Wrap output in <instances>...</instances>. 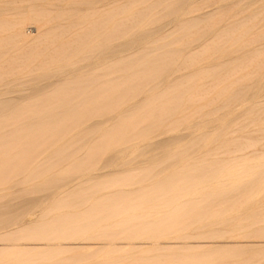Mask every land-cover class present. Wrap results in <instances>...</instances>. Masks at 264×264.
Wrapping results in <instances>:
<instances>
[{"label": "rangeland", "instance_id": "obj_1", "mask_svg": "<svg viewBox=\"0 0 264 264\" xmlns=\"http://www.w3.org/2000/svg\"><path fill=\"white\" fill-rule=\"evenodd\" d=\"M3 1H0V81H13L14 89L7 92L0 87V102H4L0 106V131L11 134L0 137V264H264V0H180L181 3L177 0L179 5L170 3L173 0ZM160 4L164 5L161 7ZM30 6L35 8L31 13L29 9L33 8ZM166 7H169V12L165 11ZM105 10H110L112 16L108 39L96 24L95 16V13L102 14ZM150 14H154L156 19L144 25V36L141 35L144 38L137 37L138 34L132 36L131 32L121 38V33L116 32L117 28L145 19ZM17 15L24 18L20 20L28 36L24 39V44L27 43L21 48L16 40L9 38L11 25L5 22ZM188 21L191 24H185ZM80 27L91 29L85 37L93 41L92 45L95 43V54H101L97 60L93 57L97 62L89 68L88 64L77 62L79 73L74 70L73 74L60 67L56 71L46 70L54 77L36 69L38 59H34V52L45 34L52 49L58 50L63 47V42L57 40L59 32ZM74 32L75 36L84 37V34ZM224 33H227L226 37ZM102 45L104 51H100ZM164 54L169 58L165 59ZM193 57L196 68L204 75L206 73V79H195L192 85L191 82L186 83V79L195 73L186 72V68ZM170 59L169 63L167 60ZM72 61L69 62L70 68L75 65ZM105 68L110 71L109 106L82 108L80 105L72 108L62 101L55 102L75 90L68 88L76 85L75 80L97 78ZM14 72L11 76L10 73ZM40 74L43 77L39 78ZM66 75L71 79L65 78ZM211 77H216L218 86ZM169 83L171 86L179 85L178 101L175 99L176 103H173L176 110L173 109L167 117L162 111L152 115L144 110L143 105L144 108H153L155 103V110L165 104L160 102L168 97L165 93L171 87ZM225 88H229L228 91ZM98 94L92 89L87 99H97ZM228 95L230 97L226 98ZM140 107L142 110H138ZM128 119L136 120L141 134L139 138H108L117 122ZM47 128L51 134L48 133L46 141L38 134ZM246 132L252 133H249L252 138ZM21 133L22 138H17ZM71 137L74 138L71 140ZM227 137L231 140H224ZM254 137L258 139L253 140ZM248 140L254 144L242 149ZM221 141L227 142L225 146ZM9 143L18 146L33 143L36 147L24 153L9 152L5 147ZM42 145L47 146L42 148ZM220 148L226 149L225 153ZM219 158L228 159V164ZM221 164L227 169H222ZM232 172L233 178L222 182L223 177ZM200 175L204 178L200 177L199 184L190 182ZM187 181L192 189L194 187L191 193H184L182 186ZM227 182L231 185L224 189L222 185ZM165 183H169L170 189ZM227 187L234 192H227ZM235 191L240 192L237 194ZM207 192L210 193L209 199H217L213 198L214 206L212 199L206 197ZM161 205L165 210L157 211ZM97 206L102 208L96 209ZM172 207L178 208L177 212L173 211L175 215ZM110 215L115 217L111 219ZM172 216H177V225L167 222H172ZM101 220L110 227L106 228ZM150 223H161L162 229L160 226L154 228ZM179 223L183 225L180 227ZM107 229L111 230L108 232Z\"/></svg>", "mask_w": 264, "mask_h": 264}, {"label": "bare ground", "instance_id": "obj_2", "mask_svg": "<svg viewBox=\"0 0 264 264\" xmlns=\"http://www.w3.org/2000/svg\"><path fill=\"white\" fill-rule=\"evenodd\" d=\"M0 1H2V0H0ZM96 1V0H95ZM99 1V0H98ZM102 1V0H101ZM100 1V2H101ZM131 1V0H130ZM152 1V0H151ZM150 1V2H151ZM171 1V0H170ZM178 1H180V0H178ZM5 2H8V1H3V3H5ZM37 2V1H36ZM77 2H79V1H77ZM87 2V1H86ZM103 2H106V0H104ZM140 2V1H139ZM157 2V1H156ZM167 2V1H166ZM176 2H177V0H176ZM174 3V0L172 1V2H170V3H173V4H176V5H179L180 3H181V1H180V3L178 4V2L177 3ZM11 3V2H10ZM28 3H29V1H28ZM42 3V2H41ZM44 4H45V2H43ZM69 3V2H68ZM72 3V2H71ZM87 3H89V2H87ZM92 3H95V2H92ZM152 3V2H151ZM153 3H155V2H153ZM162 3V2H161ZM169 3V4H170ZM79 4V3H78ZM77 4V5H78ZM80 4H81V2H80ZM82 4H84L85 6H86V4L84 3V2H82ZM91 4V3H90ZM90 4H88L89 6H90ZM105 4V3H104ZM140 4V3H139ZM146 4H147V1H146ZM149 4V3H148ZM24 5V4H23ZM32 5H35V4H32ZM66 5V4H65ZM73 5V4H72ZM92 5V4H91ZM102 5V4H101ZM127 5V4H126ZM143 5H145V4H143ZM153 5V4H152ZM164 4H160V6L162 7ZM166 5V4H165ZM36 6V5H35ZM68 6V5H67ZM70 6V5H69ZM105 6H106V4H105ZM108 6V5H107ZM147 6H149V5H147ZM171 5H169V7H170ZM173 6V5H172ZM175 6V5H174ZM173 6V7H174ZM181 6H182V4H181ZM181 6H178V7H181ZM1 7V6H0ZM31 8H33L32 6H30ZM46 7V6H45ZM48 7V6H47ZM70 7H72V6H70ZM74 7V6H73ZM76 7H79V6H76ZM81 7V9H82V7H84L83 5H81L80 6ZM95 7V6H94ZM99 7V6H98ZM126 7V6H125ZM139 7V6H138ZM145 7H146V5H145ZM144 7V8H145ZM160 7V8H161ZM169 7H166V9H165V11H168V8ZM177 7V6H176ZM13 8H15V7H13ZM17 8V7H16ZM26 8V7H25ZM25 8H23V10L25 9ZM35 8H37V6L35 7ZM35 8H33V9H29V10H31V11H29L28 9V11H29V13H31L32 11H34L35 10ZM40 8V7H39ZM42 8V7H41ZM50 8H51V6H50ZM53 8V7H52ZM51 8V9H52ZM92 8V7H91ZM114 8V7H113ZM151 8H153V7H151ZM6 9V8H5ZM18 9H19V7H18ZM55 9V8H54ZM62 9H64V8H62ZM61 9V10H62ZM71 9V8H70ZM74 9V8H73ZM77 9V8H76ZM149 9V8H148ZM164 8H162V10H163ZM179 9V8H178ZM189 9V8H188ZM9 10V9H8ZM16 10V9H15ZM67 10V9H66ZM83 10V9H82ZM169 10H171V9H169ZM172 10L174 11V9L172 8ZM7 11V10H6ZM19 10H17V12H18ZM24 11H26V10H24ZM131 11V10H130ZM129 11V12H130ZM154 11V10H153ZM157 11V13H158V10H156ZM175 11H176V9H175ZM9 12V11H8ZM7 12V13H8ZM11 12V11H10ZM15 12V11H14ZM20 12H21V10H20ZM78 12H79V10H78ZM80 12H82V11H80ZM152 12V11H151ZM164 12V11H163ZM169 12V11H168ZM19 13V12H18ZM25 13H27V12H25ZM25 13H23V14H25ZM73 13H77L76 11H74ZM148 13V12H147ZM155 13V12H154ZM164 13H166L167 14V12H164ZM2 14V13H1ZM11 15H12V13H10ZM14 14V13H13ZM75 14H73L74 16H75ZM96 15V17H97V20H96V24L99 26V29L101 30V32H102V30H103V32H104V35H105V38L106 39H108L109 38V32H108V26H109V24H110V20L112 19V16L110 15V10H105L102 14H100V13H95ZM113 14V13H112ZM160 14L161 13H159V16H160ZM8 15V14H7ZM53 15V14H52ZM129 15H131V14H129ZM128 15V16H129ZM147 15V14H146ZM168 15V14H167ZM18 16V17H17ZM14 19H8V20H6L5 22L6 23H10V25H11V30H10V37L9 38H12V39H14V41L16 40V42H17V44H19L20 45V47L19 48H21V46H23V45H25L24 44V42H25V40L24 39H26L28 36L26 35L27 33H26V31H23V22H22V20H20V19H24V18H20L19 16L20 15H17ZM43 16V15H42ZM72 16V15H71ZM154 16V14H150L147 18H142V19H140V20H138V21H134L132 24H130V25H128V23H127V25L124 27V26H122V27H119V28H117V30H116V32L118 33V34H120V36H121V38H124L125 37V35L126 34H129L130 32V34L133 36V35H136V34H138V36L137 37H139V36H141L143 33H142V29H143V27H144V25L145 24H147V23H150V22H152L154 19H156V18H154L153 17ZM157 16V15H156ZM163 16V15H162ZM165 16V15H164ZM70 17V16H69ZM158 17V16H157ZM182 17V16H181ZM5 18V17H4ZM164 18V17H163ZM163 18H160L159 20H161V19H163ZM68 19H70V18H68ZM77 19V18H76ZM174 19H176V18H174ZM177 19H178V15H177ZM5 20V19H4ZM45 20H46V18H45ZM63 20V19H62ZM61 20V21H62ZM182 20V19H181ZM185 20V19H184ZM60 21V20H59ZM95 21V20H94ZM112 21V20H111ZM158 21V20H157ZM179 21H180V17H179ZM41 22V21H40ZM69 22H71V21H69ZM116 22H117V20H116ZM181 22V21H180ZM72 23V22H71ZM75 23V22H74ZM115 23V22H114ZM182 23V22H181ZM63 24V23H62ZM185 24H191L190 23V21H188L187 23H185ZM29 26H31V25H29ZM33 26V25H32ZM31 26V27H32ZM36 26V25H35ZM52 26H54V25H52ZM55 26H57V25H55ZM69 26H70V23H69ZM66 27V26H65ZM68 27V26H67ZM111 27V26H110ZM38 28H39V26H38ZM46 28V27H45ZM185 28V27H184ZM7 29V28H6ZM52 29V28H51ZM190 29V28H189ZM45 30H47V29H45ZM109 30H110V28H109ZM36 31H38L37 30V28H36ZM74 31H76V32H79V33H81V34H84V37H77V36H75V32ZM251 31V30H250ZM91 32V29L90 28H88V27H85V28H79V29H74V30H71V29H68V28H66V29H62L60 32H59V35H58V37H57V40H60L61 41V43L63 42V47L61 48V49H58V50H54V49H52L53 47L52 46H50V44H49V39H48V37H47V34H45V36H43L41 39H40V41H39V47L38 48H36V50H35V52H34V59H38V67H36V69H38L39 71H46V70H49L50 72L52 71L51 69H54V71H56L55 69L56 68H58V67H60V68H65V69H67L66 71L68 72V73H70V72H72V74H73V72H74V70H77L76 69V67H77V62H80V63H86V64H88V68L91 66V64H93V63H95V62H97V61H95L94 60V58L97 60L98 58H100L99 56H101V54L100 55H98L97 53L95 54V49H94V45H95V43H94V45H92V43H93V41H90V40H88L86 37H85V35L86 34H88V33H90ZM244 32V31H243ZM26 33V34H25ZM95 33H97V32H95ZM110 33H111V31H110ZM144 33H145V31H144ZM147 33V32H146ZM103 34V33H102ZM99 35V34H98ZM130 35V36H131ZM224 36L226 35L227 36V33L225 34H223ZM2 36V35H1ZM8 36V35H7ZM30 36V35H29ZM94 36V35H93ZM102 36V35H101ZM100 36V37H101ZM143 36H144V34H143ZM143 36H141V38H144ZM224 36L222 37V38H224ZM225 36V37H226ZM26 37V38H25ZM53 37V36H52ZM119 37V36H118ZM135 37V36H134ZM102 38H104V37H102ZM115 38V37H114ZM130 38V37H129ZM128 37H127V39H129ZM190 38V37H189ZM33 39V38H32ZM112 39V38H111ZM140 39V38H139ZM185 39V38H184ZM110 40V39H109ZM126 40V39H125ZM124 40V41H125ZM131 40H132V38H131ZM144 40V39H143ZM147 40V39H146ZM30 41V40H29ZM123 41V42H124ZM147 41H149V40H147ZM185 41V40H184ZM261 41V40H260ZM122 42V41H121ZM139 42H142V41H139ZM138 42V43H139ZM146 42V41H145ZM157 42V41H156ZM170 42V41H169ZM171 42H172V40H171ZM186 42V41H185ZM189 42V41H188ZM11 43H13V42H11ZM143 43V42H142ZM141 44V43H140ZM144 44V43H143ZM18 45V46H19ZM31 45V44H30ZM137 45V44H136ZM135 45V46H136ZM18 46H16V47H18ZM56 46H57V44H56ZM138 46H139V44H138ZM169 46V45H168ZM9 47V46H8ZM7 47V48H8ZM13 47V46H12ZM105 47V46H104ZM167 48V47H166ZM15 49V48H14ZM13 49V50H14ZM24 49V48H23ZM163 49H164V47H163ZM162 49V50H163ZM12 50V51H13ZM17 50V49H16ZM15 50V51H16ZM104 51V49H103V45H102V47H101V49H100V51ZM8 50H5L4 52H7ZM18 51V50H17ZM77 51H80V52H78L77 53ZM10 52V51H9ZM22 52V51H21ZM2 53V52H1ZM11 53V52H10ZM15 53V52H14ZM76 53H77V55H76ZM99 53V52H98ZM102 53V52H101ZM4 54H7L8 55V53H4ZM179 54V53H178ZM6 55V56H7ZM168 55V54H167ZM171 55V54H170ZM175 55V54H174ZM164 57H165V54L163 55ZM172 56V55H171ZM177 56V55H176ZM11 57V56H10ZM94 57V58H93ZM181 57V56H180ZM166 58H169V56L167 57H165V59ZM172 58V57H171ZM175 58V57H174ZM195 57H193L192 59H189V63H187V64H189L188 66H187V68H186V72H193V73H195V75L193 76L192 74H191V77H187V79H186V83L187 82H191V84L193 85V80H197L198 79V81H199V79H202V78H204V79H206L205 78V75H206V73H205V75L202 73V71L201 70H199V68H196V65H195V63L193 62V59H194ZM28 59V58H27ZM101 59H102V57H101ZM137 59H139V58H137ZM141 59V58H140ZM187 59V58H186ZM3 60V59H2ZM5 60V59H4ZM29 60V59H28ZM71 60H73L72 62L75 64L74 66H73V64H72V68H70V63L69 62H71ZM134 60V59H133ZM132 60V61H133ZM136 60V59H135ZM164 60V59H163ZM173 61H176V59L174 60V59H172ZM180 59H178V61H179ZM182 60V59H181ZM34 61V60H33ZM62 61H66V62H62ZM149 61V60H148ZM165 61V60H164ZM169 63H170V61H171V59L170 60H167ZM166 61V62H167ZM100 62V61H99ZM98 62V63H99ZM109 62V61H108ZM137 62V61H136ZM150 62V61H149ZM167 62V63H168ZM187 62V61H186ZM1 63V62H0ZM32 63V62H31ZM101 63V62H100ZM102 63H103V61H102ZM154 63H155V61H154ZM157 63H158V61H157ZM168 63V64H169ZM24 64H25V62H24ZM107 64V63H106ZM130 64V63H129ZM128 64V65H129ZM137 64V63H136ZM142 64V63H141ZM163 64V63H162ZM30 65V64H29ZM83 65V64H82ZM133 65H135V64H133ZM161 65V64H160ZM159 65V66H160ZM172 65V62H171V64H170V66ZM93 66V65H92ZM103 66V65H102ZM122 66V65H121ZM140 66V65H139ZM67 67H69V68H67ZM94 67V66H93ZM92 67V68H93ZM108 67V66H107ZM145 67V66H144ZM147 67H148V65H147ZM163 66H161V68H162ZM168 68H169V66H167ZM119 68V67H118ZM136 68V67H135ZM141 68V67H140ZM174 68V67H173ZM216 68H218V67H215V69ZM59 69V68H58ZM65 69H63V71L65 70ZM95 69V68H94ZM112 69V68H111ZM120 69V68H119ZM141 69H143V64H142V68ZM140 69V70H141ZM156 69V68H155ZM158 69V68H157ZM215 69H213L212 71H215ZM37 70V71H38ZM88 70V69H87ZM114 70V69H113ZM123 70V69H122ZM138 70V69H137ZM185 70V69H184ZM10 71H13L12 69H10ZM17 71H19V70H17ZM49 71H46V72H48V75H49V77H54L53 75H50L49 74ZM60 71V70H59ZM62 70H61V73L63 72ZM80 71V70H79ZM90 71H92V70H90ZM89 71V72H90ZM153 71V70H152ZM165 71V70H164ZM217 71V70H216ZM66 72V73H67ZM109 72L110 71H108V69H103V73L101 74V75H99V77H97V78H93V79H90V80H85V79H78V80H75V86L73 87V85H70L69 86V84H68V88H69V90L71 91V90H73V88H75V90L73 91V92H77V94L76 95H74V94H67L66 96H65V98H62V99H58L57 101H55V102H59V101H62V104H64V105H68V106H70V107H72V108H75L76 106H79V107H81L80 105H83V107L82 108H84V107H87V108H91V107H101V108H104V107H107V106H109V104H110V100H109V94H110V91H111V85H110V78H109ZM9 73V72H8ZM16 72H14V73H10V75L12 76V75H14ZM36 73V72H35ZM38 73V72H37ZM42 73V72H41ZM53 74H54V72H52ZM65 73V74H66ZM68 73H67V75H68ZM77 73H79L78 72V70H77ZM76 72H75V74H77ZM84 73V72H83ZM112 73H114V72H112ZM137 73V72H136ZM140 73H141V71H140ZM210 73V72H209ZM39 74V73H38ZM47 73H45V75H46ZM80 74H82V73H80ZM89 74V73H88ZM190 74V73H189ZM44 75V76H45ZM66 75V77L65 78H69V76H67ZM70 75V74H69ZM132 75V74H131ZM143 75V74H142ZM210 75V74H209ZM211 75H213L212 73H211ZM216 75V74H215ZM36 76H37V74H36ZM42 75L40 74L39 75V78L41 77ZM55 76H56V74H55ZM65 76V75H64ZM74 75H72V77H73ZM208 76V75H207ZM229 76V75H228ZM2 77V76H1ZM21 77V76H20ZM43 77V76H42ZM48 76H46V78H47ZM209 77V76H208ZM217 77H218V75H217ZM226 77H227V75H226ZM226 77L224 78V79H226ZM56 78V77H55ZM58 78V77H57ZM67 78V79H68ZM79 78H81V77H79ZM132 78V77H131ZM210 78V77H209ZM212 79H214L213 77H211ZM229 78V77H228ZM233 78H234V76H233ZM20 79V78H19ZM49 79V78H48ZM69 79H71V77L69 78ZM68 79V80H69ZM120 79V78H119ZM123 79V78H122ZM121 79V80H122ZM66 80V79H65ZM65 80H64V83H65ZM142 80V79H141ZM214 80H216V77H215V79ZM220 80H222V79H220ZM233 80H235V78L233 79ZM22 81V80H21ZM201 81H203V79L201 80ZM236 81V80H235ZM116 82V81H115ZM145 82V81H144ZM184 82V81H183ZM182 82V83H183ZM197 82V81H196ZM216 82H217V85L216 86H218V80H216ZM215 82V83H216ZM222 82V81H221ZM13 83V81H7V82H2V81H0V87L1 88H4V90H7V92H8V90H11V89H14L13 88V86L11 85ZM67 83V82H66ZM172 83H174V82H172ZM172 83H169L170 84V86H171V84ZM235 83V82H234ZM20 84V83H19ZM55 84H57V82L55 83ZM145 84V83H144ZM190 84V85H191ZM63 85V84H62ZM168 85V84H167ZM222 85V84H221ZM20 86V85H19ZM64 87H66L65 85H63ZM186 86V85H185ZM195 86V85H194ZM213 86H215V85H213ZM20 87H22V86H20ZM54 87V86H53ZM53 87H51L52 89H53ZM127 87V86H126ZM129 87H130V85H129ZM140 87V86H139ZM138 87V88H139ZM167 87V86H166ZM165 87V88H166ZM179 87V85L177 84H174V85H172L169 89H166V93H165V95H168V97H167V99H165V98H163V99H165V100H163V102H160L161 104L162 103H165V104H163V105H161L160 107H156V109L154 110V107H155V103H154V106H153V108L152 107H146V108H144V105H143V109L144 110H146L148 113H150V114H158L159 112L161 113V111H162V113L164 114V115H166V117H167V115L168 114H170L171 112H172V110L173 109H175V107L176 106H174V104L176 103V101H178L177 99H178V97H179V95L178 96H176V93H177V91H179L178 88ZM231 87V86H230ZM25 88V87H24ZM50 88V89H51ZM55 88H57V87H55ZM58 88H59V86H58ZM60 88H61V86H60ZM119 88V87H118ZM136 88V87H135ZM144 88H146V87H144ZM164 88V89H165ZM189 88H191V87H189ZM209 88V87H208ZM216 88V87H215ZM50 89L49 90H47V91H50ZM66 89V88H65ZM94 90L95 91V93H99L98 95H99V98H97V99H87L88 97H90V96H88V95H90V93H91V90ZM125 89V88H124ZM164 89H162L163 91H165ZM228 89L229 88H225L224 90H226V91H228ZM134 90V89H133ZM139 90V89H138ZM233 90V89H232ZM46 91V92H47ZM62 91V90H61ZM117 91V90H116ZM5 92V91H4ZM43 92L45 93V91L43 90ZM60 92V91H59ZM125 92H126V90H125ZM52 93V92H51ZM122 93H124V92H122ZM134 93H136V91L135 92H133V94ZM161 93V92H160ZM38 94V93H37ZM42 94V93H41ZM59 94H61V93H59ZM118 94V93H117ZM130 94H131V92H130ZM162 95H163V92L161 93ZM177 94H179V93H177ZM229 94V93H228ZM233 94V93H232ZM43 95V94H42ZM45 95V94H44ZM43 95V96H44ZM55 95V94H54ZM58 95V94H57ZM136 95V94H135ZM39 96V99L41 98L40 97V94L38 95ZM50 96V95H49ZM93 96V95H92ZM91 96V97H92ZM95 96V95H94ZM117 96V95H116ZM139 96V95H138ZM227 96V95H226ZM6 97V96H5ZM45 97V96H44ZM47 97V96H46ZM52 97V96H51ZM130 97H131V95H130ZM159 97V96H158ZM230 97V95H228V97H226V98H229ZM232 97V96H231ZM54 98V97H53ZM134 98V97H133ZM177 98V99H176ZM226 98L225 99H223L224 101L226 100ZM8 99V98H7ZM7 99H5L6 101H7ZM25 99V98H24ZM33 99V98H32ZM37 99H38V97H37ZM57 99V98H56ZM114 99H115V97H114ZM138 99V98H137ZM175 99H176V101H175ZM1 100V99H0ZM10 100V99H9ZM33 100H36V98H34ZM41 100V99H40ZM47 100V99H46ZM28 101V100H27ZM125 101H127V99H125ZM135 101V100H134ZM138 101V100H137ZM149 101H151V100H149ZM25 102V101H24ZM154 102V101H153ZM175 102V103H174ZM4 103V102H3ZM2 103V101L0 102V106L3 104ZM7 103H8V101H7ZM32 103V102H31ZM34 103V102H33ZM42 103V102H41ZM121 103H123V102H121ZM129 103V102H128ZM137 103V102H136ZM140 103V102H139ZM174 103V104H173ZM227 103V102H226ZM18 104V103H17ZM20 104V103H19ZM18 104V105H19ZM57 104H59V103H57ZM133 104H135V103H133ZM147 104V103H146ZM225 104V103H224ZM27 105V104H26ZM51 105V104H50ZM226 105V104H225ZM228 105V104H227ZM3 106H5V105H3ZM42 106V105H41ZM46 106V105H45ZM65 106V107H66ZM141 106V105H140ZM10 108H11V105L9 106ZM13 107V106H12ZM18 107V106H17ZM17 107L15 106V108L17 109ZM36 107V106H35ZM64 107V106H63ZM63 107H61V108H63ZM132 107V106H131ZM10 108H8L7 109V107H6V109L7 110H9ZM37 108V107H36ZM68 108V107H67ZM71 108V109H72ZM130 108V107H129ZM134 108V107H133ZM0 109H1V107H0ZM44 109V108H43ZM64 109H66V108H64ZM69 109V108H68ZM77 109V108H76ZM75 109V110H76ZM107 109V108H106ZM135 109V108H134ZM46 110H48V109H46ZM49 110H51V109H49ZM54 110V109H53ZM73 110V109H72ZM104 110V109H103ZM128 110V109H127ZM136 110V109H135ZM138 110H142L141 109V107H140V109H138ZM137 110V111H138ZM176 110V109H175ZM14 111V110H13ZM33 111V110H32ZM62 111H64V110H62ZM91 111V110H90ZM133 111V110H132ZM132 111L130 112V113H132ZM136 111V112H137ZM156 111V112H155ZM164 111V112H163ZM12 112V111H11ZM57 112H59V111H57ZM61 112V111H60ZM70 112V111H69ZM126 112V111H125ZM56 113V112H55ZM54 113V114H55ZM143 113V112H142ZM148 113H147V115H148ZM174 113H176V111L174 112ZM118 114H120L119 112H118ZM124 114V113H123ZM38 115H40V114H38ZM56 115V114H55ZM60 115H62V114H60ZM67 115H68V113H67ZM130 115V114H129ZM137 115H139V114H137ZM172 115V114H171ZM11 116V115H10ZM70 116V115H69ZM68 116V117H69ZM118 116V115H117ZM125 116V115H124ZM132 116V115H131ZM135 117H136V115H134ZM162 116V115H161ZM12 117V116H11ZM39 117V116H38ZM47 118H48V116H46ZM45 116H44V118H46ZM116 117V116H115ZM114 117V118H115ZM122 117V116H121ZM120 116H119V118H121ZM130 117V116H129ZM66 118V117H65ZM64 118V119H65ZM117 118V117H116ZM126 118V117H125ZM175 118V117H174ZM68 119V118H67ZM86 119V118H85ZM118 119V118H117ZM10 120V119H9ZM52 120V119H51ZM111 120V119H110ZM176 120V119H175ZM11 121V120H10ZM33 121V120H32ZM31 121V122H32ZM57 121V120H56ZM116 121V120H115ZM136 120H134V119H128V120H122V121H120V122H117V127H115V129L114 130H112L111 131V134H109L110 136H108V138H110V139H113L114 140V138H116V137H119V139H122V138H128V139H131V140H135V139H137V138H139L140 136H141V134L138 132V127H137V123L135 122ZM30 122V121H29ZM44 122V121H43ZM63 122V121H62ZM33 123H35V122H33ZM39 123H41V121L39 122ZM49 123V122H48ZM53 123V122H52ZM64 123H66V121H64ZM70 123H71V121H70ZM182 123V122H181ZM29 124V123H28ZM75 124V123H74ZM110 124H111V122H110ZM25 125V124H24ZM30 125V124H29ZM46 125V124H45ZM111 125H113V123L111 124ZM36 126V125H35ZM106 126V125H105ZM109 126V125H108ZM114 126V125H113ZM176 126V125H175ZM21 127V126H20ZM28 127V126H27ZM55 127V126H54ZM67 127H68V124H67ZM26 128V127H25ZM29 128V127H28ZM56 128V127H55ZM76 128V127H75ZM100 128V127H99ZM105 128V127H104ZM109 128V127H108ZM108 128H105V129H107L108 130ZM111 128V127H110ZM57 129V128H56ZM55 129V130H56ZM95 128H93V130H94ZM104 129V130H105ZM242 128H240V130H241ZM26 130H29V129H26ZM60 130V129H59ZM61 130H63V128L61 129ZM60 130V131H61ZM66 130H68V129H66ZM92 130V131H93ZM102 130V129H101ZM244 130V129H243ZM262 130V129H261ZM15 131V130H14ZM32 131V130H31ZM33 131H35V130H33ZM32 131V132H33ZM60 131H59V133H60ZM242 131V130H241ZM244 131H246V130H244ZM260 131V130H259ZM258 131V132H259ZM40 133L38 134V136H40V137H43L44 138V140H48V133H50L51 131L50 130H48V128L47 129H42L41 131H39ZM252 132V131H251ZM261 132V131H260ZM263 132H264V130H263ZM15 133V132H14ZM70 132H68V134H69ZM94 133V132H93ZM100 133H101V131H100ZM248 135H247V134ZM245 133V135H247V136H249V133L248 132H246ZM5 134L6 135H9V136H11V134L10 133H7V132H5L4 130L3 131H0V137H4L5 136ZM17 134V133H16ZM51 134V133H50ZM49 134V135H50ZM61 134V133H60ZM74 134H76L75 132H74ZM98 135H99V133H97ZM127 134L129 135V136H127ZM222 134V133H221ZM225 133H223L222 135H224ZM250 134H252V133H250ZM30 135H31V133H30ZM33 135V134H32ZM56 135H57V133H56ZM73 135V134H72ZM91 135V134H90ZM222 135H219V136H222ZM226 135H228L227 133H226ZM244 135V136H245ZM35 136V135H34ZM37 136V135H36ZM217 136V135H216ZM253 136V135H252ZM252 136H249V137H251L252 138ZM63 137V136H62ZM105 137V136H104ZM224 137V136H223ZM226 137V136H225ZM249 137H247L248 139H250ZM17 138H22V133H21V135H17ZM32 138V137H31ZM35 138V137H34ZM60 138V137H59ZM64 138V137H63ZM74 138V137H73ZM72 137H71V140L73 139ZM96 138V137H95ZM228 138V137H227ZM227 138H224V140H227V141H230L231 139H227ZM231 138V137H230ZM245 138H246V136H245ZM246 138V139H247ZM255 138H257V137H254V139L253 140H255ZM262 138H263V136H262ZM27 139V138H26ZM62 139V138H61ZM84 139V138H83ZM86 139V138H85ZM222 138L220 137V140H221ZM258 139V138H257ZM224 140H222V141H224ZM30 141H31V139H30ZM40 141H41V139H40ZM55 141V140H54ZM83 140H81V142H82ZM221 141V142H222ZM248 141H249V143H248ZM248 141H246V143L244 142V144L245 145H242V149H243V146H245V147H250V145H251V147H252V144H254L253 142H252V144H250V140H248ZM56 142V141H55ZM59 142H61V140H59ZM81 142H79V143H81ZM94 142V141H93ZM1 143V142H0ZM51 143H52V141H51ZM90 143V142H89ZM225 143H227L226 141H225ZM225 143H223L222 142V145L223 146H225ZM256 143V142H255ZM257 143H258V141H257ZM74 144V143H73ZM77 144V143H76ZM219 144V143H218ZM36 144H33V143H27V144H24V145H22V146H18V145H16V144H12V143H9V144H7V145H5V147H7V150L9 151V152H20V151H22L23 153L24 152H27V151H30V150H32V148H34V147H36L35 146ZM90 144H88V146H89ZM220 145V144H219ZM218 145V146H219ZM39 146V145H38ZM45 146H47V145H42V148H44ZM52 146L53 145H51V148H52ZM58 146H59V144H58ZM76 147H78L77 145H75ZM79 146H81L80 144H79ZM221 146V145H220ZM219 146V147H220ZM222 146V147H223ZM230 146L231 145H229L228 147L230 148ZM241 146V145H240ZM40 147V146H39ZM55 147V146H54ZM57 147V146H56ZM75 147V148H76ZM94 147H95V145H94ZM216 147V146H215ZM38 148V147H37ZM47 148V147H46ZM51 148H50V150H51ZM64 148V147H63ZM71 148H73L74 149V147L72 146ZM87 148H89V147H87ZM92 148V147H91ZM227 148V147H226ZM41 149V148H40ZM59 149V148H58ZM65 150H66V148H64ZM70 149V148H69ZM68 149V150H69ZM72 149V150H73ZM216 149H218V148H216ZM221 150L220 151H222V149H223V152L225 153V150H224V148H220ZM47 150H49V149H47ZM55 150H57V149H55ZM76 150V149H75ZM78 150V149H77ZM90 150V149H89ZM99 150H100V148H99ZM215 150V149H214ZM213 150V151H214ZM219 150V149H218ZM45 151V150H44ZM84 151V150H83ZM212 151V150H211ZM217 150H215V152H216ZM247 151V150H246ZM70 152V151H69ZM72 152V151H71ZM70 152V153H71ZM86 153H88L87 152V150L85 151ZM95 152V151H94ZM45 153V152H44ZM57 153V152H56ZM59 153V152H58ZM65 153V152H64ZM75 153V152H74ZM212 153H214V152H212ZM216 153H218V152H216ZM222 153V152H221ZM53 154V153H52ZM220 153H218V155H219ZM57 155V154H56ZM62 155V154H61ZM64 155H67V154H64ZM224 155V154H223ZM65 157V156H64ZM220 157H222V155H220ZM224 157V156H223ZM225 157H226V155H225ZM220 160L221 159H223V158H219ZM225 159H223V162H224V164L226 163V161H228V159H226L225 161H224ZM219 161V160H218ZM250 161H252V160H250ZM221 162H222V160H221ZM254 162V161H253ZM246 163V166H245V164H244V166L245 167H247L248 166V163L247 162H245ZM250 163H252V162H250ZM25 164V163H24ZM224 164L222 165L221 164V166H222V169H224V167H226V166H224ZM226 164H228V163H226ZM251 166H253V164H251ZM250 166V167H251ZM244 167V168H245ZM249 167V168H250ZM201 168V167H200ZM204 168V167H203ZM226 169H227V167H226ZM178 170V169H177ZM194 170V169H193ZM198 171V170H197ZM217 171V170H216ZM194 172V171H193ZM202 172V171H201ZM240 172V171H239ZM195 173V172H194ZM193 173V174H194ZM197 173V172H196ZM200 173V171H198V174ZM237 173V172H236ZM201 174H203V172L201 173ZM204 174H206V172L204 173ZM232 174H233V172L232 173H230L229 175H227V176H224L223 177V181L222 182H225V180H227L228 178H230V177H232L233 178V176H232ZM177 175V174H176ZM195 175V174H194ZM215 176V175H214ZM179 177H181L180 175H179ZM194 177H196V176H193V178ZM200 177H203L204 178V175L203 176H199V177H197L194 181H190L191 183L193 182V184H199V180H201L200 179ZM238 177V176H237ZM174 177H172V179H173ZM176 178V177H175ZM202 178V179H203ZM205 178H207L206 176H205ZM213 178V177H212ZM210 179V178H209ZM222 179V178H221ZM192 180V179H191ZM204 180V179H203ZM169 181V180H168ZM189 181V180H188ZM188 181L187 182H185V183H183V189L185 190V192L184 193H191V191L192 190H194V187H193V189H192V185H191V183H188ZM210 181V180H209ZM167 182V181H166ZM173 182V181H172ZM174 182H175V179H174ZM177 182V181H176ZM206 182V181H205ZM205 182H204V184H205ZM213 182V181H212ZM178 183V182H177ZM261 183V182H260ZM262 183H263V181H262ZM166 184V183H165ZM165 184H163V185H165ZM168 184L169 183H167L166 185H167V187H168ZM175 184V183H174ZM201 184V183H200ZM245 184V183H244ZM243 184V185H244ZM155 185V184H154ZM165 185V186H166ZM176 185V184H175ZM179 184H177V186H178ZM203 185V184H202ZM225 185V186H224ZM224 185H222L223 187H224V189L226 188V185H229V187H230V185L231 184H228V182L227 183H225ZM171 186H174L173 184L171 185ZM180 186V185H179ZM197 186V185H196ZM245 186V185H244ZM246 186H248V184H246ZM245 186V187H246ZM175 187V186H174ZM173 187V188H174ZM181 187V186H180ZM160 188V187H159ZM179 188V187H178ZM209 188V187H208ZM228 188V187H227ZM236 188V187H235ZM244 188V187H243ZM102 189V188H101ZM168 189H170V185H169V187H168ZM176 189V188H175ZM180 189V188H179ZM171 190H173L172 188H171ZM170 190V191H171ZM228 190L229 191H227V189H226V191L227 192H234L232 189H229L228 188ZM247 190V189H246ZM101 191V190H100ZM175 191V190H174ZM202 191V190H201ZM205 191H208V192H210L209 190H206L205 189ZM249 191V190H248ZM204 191H202L201 193H203ZM204 193L205 195H206V197L209 199V194L210 193ZM240 192V191H239ZM239 192H236L235 191V193H239ZM242 192V191H241ZM244 192H245V189H244V191L241 193L242 195L244 194ZM169 193H172V191L171 192H169ZM169 193H167L166 192V194H169ZM224 193H225V190H224ZM247 193V192H246ZM100 194H101V192H100ZM100 194H98L97 193V195H100ZM236 194V195H237ZM240 194V195H241ZM96 195V196H97ZM169 195H171V194H169ZM221 195V194H220ZM227 195H228V193H227ZM239 195V196H240ZM118 196V195H117ZM164 196V195H163ZM162 196V197H163ZM229 196V195H228ZM238 196V197H239ZM169 197V196H168ZM172 197V196H171ZM174 197V196H173ZM198 197V196H197ZM235 197V196H234ZM120 198V197H119ZM207 198H205L207 201H209V200H211L212 202L211 203H213V206H214V202H213V198H215V197H213V198H211V199H207ZM218 198V197H217ZM219 198H221V197H219ZM235 198H237V197H235ZM91 199V198H90ZM135 199V198H134ZM172 199V198H171ZM174 199V198H173ZM191 199H193V197L192 198H190V200H189V198H188V202L190 203V201H192ZM216 199V198H215ZM225 199V198H224ZM226 199H227V197H226ZM226 199H225V201H226ZM228 199H230V197L228 198ZM157 200H159V199H157ZM163 200V199H162ZM170 200V199H169ZM217 200V199H216ZM215 200V201H216ZM220 200H222V199H220ZM231 200V199H230ZM236 199H234V201H235ZM195 201V200H194ZM193 201V202H194ZM224 201V200H223ZM159 202H161V201H159ZM230 202V201H229ZM243 202V201H242ZM59 203V202H58ZM77 203V202H76ZM96 203V202H95ZM135 203V202H134ZM162 203V202H161ZM207 203V202H206ZM221 203V202H220ZM138 204V203H137ZM136 203H135V205H137ZM165 204V203H164ZM209 204V203H208ZM230 204V203H229ZM166 205V204H165ZM215 205H216V203H215ZM223 205V204H222ZM239 205V204H238ZM49 206V205H48ZM52 206H54V205H52ZM151 206H153V205H151ZM189 206V205H188ZM191 206H192V204H191ZM210 206V205H209ZM212 206V207H213ZM217 206V205H216ZM236 206V205H235ZM243 206V205H242ZM63 207V206H62ZM70 207V206H69ZM91 207H93V206H91ZM91 207H90V209H91ZM94 207H96V206H94ZM99 206H97V208L96 209H99V208H102L101 206L98 208ZM133 207V206H132ZM140 207V206H139ZM146 207V206H145ZM145 207H144V209H145ZM220 207V206H219ZM231 207H232V204H231ZM53 208V207H52ZM54 208H55V206H54ZM118 208V207H117ZM135 208V207H134ZM136 208H138V207H136ZM141 208V207H140ZM148 208H150V207H148ZM180 208V207H179ZM104 209V208H103ZM113 209V208H112ZM142 209V208H141ZM140 209V210H141ZM154 209H155V207H154ZM157 209H160V210H162V211H164L165 210V208H164V206L163 205H161V206H159L158 208H156V210ZM186 209V208H185ZM196 209V208H195ZM211 209V208H210ZM213 209H215V207H213ZM216 209H217V207H216ZM224 209L226 210V208H225V206H224ZM224 209L222 210V211H224ZM57 210V209H56ZM117 209L115 208V210L114 211H116ZM167 210H170V209H167ZM171 210H172V214L173 215H175V213H173V211H175V212H177V210H178V208L177 207H172L171 208ZM192 210V209H191ZM63 211V210H62ZM92 211H93V208H92ZM98 211V210H97ZM155 211V210H154ZM158 211V210H157ZM186 211V210H185ZM188 211V210H187ZM195 211V210H194ZM194 211H191V212H193V214H195V212ZM221 211V212H222ZM55 212V211H54ZM117 212V211H116ZM180 212V211H179ZM212 212V211H211ZM217 212V211H216ZM111 213V212H110ZM165 213V212H164ZM163 213V214H164ZM167 213V212H166ZM218 213V212H217ZM216 213V214H217ZM117 214V213H116ZM168 214H169V212H168ZM188 214V213H187ZM191 214V213H190ZM223 214V213H222ZM221 214V215H222ZM72 215V214H71ZM115 215V214H114ZM181 215V214H180ZM196 215V214H195ZM195 215H194V217H195ZM212 215H214L213 214V212H212ZM218 215V214H217ZM217 215H215V216H217ZM226 215V214H225ZM68 216V215H67ZM112 216L113 215H110V217H111V219H112ZM177 216H179V215H177ZM177 216H175L176 218H177ZM68 217H70V216H68ZM68 217H66V218H68ZM115 216H113V218H114ZM173 217V216H172ZM175 217H173V218H171V221L172 222H170V221H167V222H169V223H174L175 222V225H177L176 224V221H178ZM64 218V217H63ZM163 218V217H162ZM170 218V217H169ZM217 218V217H216ZM106 219V218H105ZM108 219V218H107ZM120 219V218H119ZM119 219H118V222H121V221H119ZM176 219V220H175ZM65 220V219H64ZM74 220V219H73ZM181 220V219H180ZM179 220V221H180ZM182 220H183V218H182ZM188 220V219H187ZM59 221V220H58ZM103 221H105V220H103ZM109 221H110V219H109ZM108 220H107V225L109 224L108 222H109ZM115 221V220H114ZM127 221H129V220H127ZM132 221V220H131ZM95 222H96V220H95ZM94 222V223H95ZM110 222H112V221H110ZM116 222V224H117V221H115ZM124 222H126V221H123V223ZM160 222V221H159ZM183 222V221H182ZM181 222V223H182ZM186 222V221H185ZM57 223H59V222H57ZM62 223H65V222H62ZM68 223V222H67ZM101 223H102V220H101ZM126 223H130V222H126ZM132 223V222H131ZM136 223H138V222H136ZM181 223H179V225L181 224ZM66 224V223H65ZM95 224H98L97 222L95 223ZM100 224V223H99ZM103 225L105 224V222L104 223H102ZM114 224V223H113ZM112 224V225H113ZM120 224V223H119ZM139 224V223H138ZM149 224V223H148ZM147 224V226H149ZM161 224V223H160ZM160 224L159 223H150V225H152V227H159L160 226ZM187 224V223H186ZM102 225V226H103ZM118 225V224H117ZM121 225V224H120ZM128 225V224H127ZM162 225V224H161ZM164 225H166V224H164ZM174 225V224H173ZM181 225H183V224H181ZM181 225H180V227H181ZM191 225V224H190ZM105 226V225H104ZM125 226V225H124ZM132 226V225H131ZM61 227V226H60ZM80 227V226H79ZM106 227V226H105ZM110 227V226H109ZM108 226L106 227V228H109ZM116 227V226H115ZM134 227H135V225H134ZM146 227V226H145ZM144 227V228H145ZM161 227V229H162V226H160ZM177 227H179V226H177ZM183 227V226H182ZM64 228V227H63ZM147 228H149V227H147ZM171 228V227H170ZM172 228H173V226H172ZM18 229V228H17ZM65 229H68V228H65ZM119 229V228H118ZM158 229V228H157ZM156 229V230H157ZM166 229H167V226H166ZM104 230V229H103ZM111 229H107V231L109 232ZM115 230V229H114ZM160 230V229H159ZM168 230V229H167ZM116 231V230H115ZM163 231V230H162ZM106 232V231H105ZM124 235V234H123ZM127 235V234H126ZM118 236H120V235H118ZM69 263V262H68ZM223 263V262H222ZM67 264V263H66Z\"/></svg>", "mask_w": 264, "mask_h": 264}]
</instances>
